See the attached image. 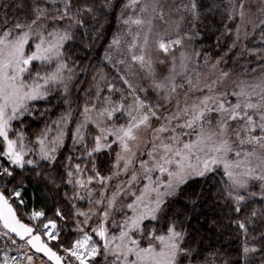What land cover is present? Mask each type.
<instances>
[{"label": "snow or ice", "instance_id": "1", "mask_svg": "<svg viewBox=\"0 0 264 264\" xmlns=\"http://www.w3.org/2000/svg\"><path fill=\"white\" fill-rule=\"evenodd\" d=\"M112 13L120 85L97 70L75 128L69 110L30 137L25 117L69 91L77 35ZM253 16L264 42V0H0V264H264V211H248L264 201V65L210 82L192 67ZM239 39L236 24L225 56ZM137 67L148 87L128 79ZM222 221L235 259L205 244Z\"/></svg>", "mask_w": 264, "mask_h": 264}, {"label": "trees", "instance_id": "2", "mask_svg": "<svg viewBox=\"0 0 264 264\" xmlns=\"http://www.w3.org/2000/svg\"><path fill=\"white\" fill-rule=\"evenodd\" d=\"M101 3L102 0H96L97 5H100ZM98 20L99 24H103L100 36L97 38L89 36L84 38L83 42H81V37L78 34L76 43L73 45L72 57L69 63L70 66L73 67L75 81L70 94L69 104L65 103L64 105V99L62 100L58 94L53 95L50 103H41L40 107L35 110L34 116L25 117L26 124L24 127L25 131L30 137L38 133L44 127L46 122L51 123V121L68 112V110H71L68 128L71 130L77 121L85 100L88 98L85 95L84 90L90 89L89 95L95 92V82L92 78L94 75H96L97 70H102L107 75L109 81H113L118 86L120 85V81L118 79L113 80L117 74L114 73V71L102 59V52L115 33V14L112 13L107 16L102 14L98 17ZM99 24L96 26L99 27ZM89 41H91L90 45L88 43ZM205 43L212 44L213 42L209 40ZM228 44L229 37L226 36L222 39L220 48L210 49L212 53L211 59L219 57L224 52ZM197 48H200L199 44L197 45ZM123 87L125 88V86ZM100 88L103 95H108L104 81H100ZM118 95L119 93H115L113 98L115 99ZM65 100H67V98H65ZM46 108L49 109L47 112H45ZM41 112H45V114L40 115ZM248 205L249 212L252 209H255L258 213L264 211V205L259 199L248 201ZM205 211L208 210L205 209ZM192 223L193 225L196 224L195 218L193 219ZM222 223L225 224V227L222 230L207 233L208 239L205 241V244L211 246L213 249H220L223 259H235V254L242 238L236 234L234 225H230L227 221H222ZM254 227L257 233L261 230H264V218L256 219L254 222ZM257 259H259V256H257Z\"/></svg>", "mask_w": 264, "mask_h": 264}, {"label": "rangeland", "instance_id": "3", "mask_svg": "<svg viewBox=\"0 0 264 264\" xmlns=\"http://www.w3.org/2000/svg\"><path fill=\"white\" fill-rule=\"evenodd\" d=\"M220 2L226 3L227 0H220ZM255 2L258 3V0H255ZM118 5H119V0H117V6ZM245 7H248L247 2L245 4ZM231 23L233 26V31L231 34V38L229 37V44L226 46V49L232 44V40L235 39L236 24L240 25V39L236 42V46L233 47L231 51L227 53L226 56L224 55V52L219 56V57L223 56V61H226V63L222 62L219 67L217 68L212 67V64L215 63V60L218 57L210 59L208 64H205L203 58H201L198 65L196 64L192 65V67H198V71L200 73L201 79L207 80L209 82L213 79H216L220 69L230 71L232 77L235 78L237 76L243 77L245 73L248 72L249 69L255 68L256 73L248 72V75H255L259 73V71L261 70L260 65H264V42L261 41L258 27L254 30V23L256 25L259 24V21L256 19V17L253 16L250 19H246L244 21L237 19L236 21L231 22ZM117 28H118V24L116 21L115 33L117 32ZM246 30L248 32L247 37H245L244 35ZM109 43L106 45V47L104 48L102 52V59L114 71V73L117 74V69H113L112 66L104 59L105 50L108 48ZM113 56L115 58V53H113ZM117 68L121 74H124L125 72L124 65H118ZM165 70L166 69L164 66L157 65L158 74L164 72ZM127 75H128V79L132 82V84L135 87H140V86L148 87L150 83V81L146 78L145 72L143 70H140L138 67L128 72ZM193 76H195L194 73H193ZM74 81H75V75L72 76V79L67 82L68 89H69L67 95H65L60 89H54L53 95L58 94L62 100L64 99L65 101V98H67V100L69 101L70 94L73 89ZM126 88L127 86L125 85V89ZM149 93L151 94V89H149ZM141 95H143V93H141ZM195 95H199V93H195ZM130 99L131 97H129V100ZM180 99L181 101L183 100V95H181ZM64 101H63V104L65 105ZM174 103L175 101H173V104ZM58 118H56L55 120H57ZM80 119H82V117L79 114L77 121ZM75 125L76 123L74 124L72 129L75 128ZM67 127L69 128V123ZM113 159H114V153H113ZM253 190L256 192H259V187L257 186ZM256 199H259L261 201L259 195H257L252 200H256ZM261 203L264 205V201H261Z\"/></svg>", "mask_w": 264, "mask_h": 264}]
</instances>
